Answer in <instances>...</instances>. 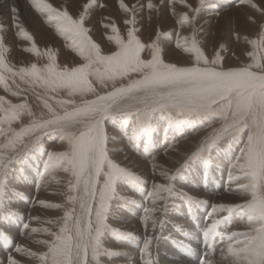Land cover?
Masks as SVG:
<instances>
[{"label": "snow or ice", "instance_id": "obj_1", "mask_svg": "<svg viewBox=\"0 0 264 264\" xmlns=\"http://www.w3.org/2000/svg\"><path fill=\"white\" fill-rule=\"evenodd\" d=\"M171 2L175 4L177 0ZM28 3L41 16L47 17L49 25L54 24L57 34L71 41L72 51L84 63L71 70H61L53 63L54 56L45 53L50 62L46 68L40 69L32 64L30 68L21 67L14 71L5 63V50L0 40V88L17 99L22 98L18 91L9 87L5 76L7 73L8 77L13 78V84L16 83L14 78L19 77L20 82L28 84L30 88L44 90L43 97L36 96L42 112H33L27 97H23L24 103L13 104L0 96V222L18 215L6 209L7 177L12 172V165L18 163L29 148L37 147L47 133L59 132L68 150L50 153L46 170L62 169L74 178L67 190L69 195L66 202L70 207L65 209L61 221L54 225L58 230H42L52 237L51 242L33 241L44 245L47 251L37 255L19 246L16 251L22 256L38 259L41 264H100L101 257L111 259L122 255L107 251L102 244L106 233L120 237L129 235L110 228L107 223L116 197V186L121 182L143 184L144 181L109 158L104 122L116 115H133L136 118L133 136H146L150 131V122L158 113H167L169 118L173 113H196L217 116L223 123L201 143L188 158L190 161L210 152L221 140L235 138L244 131L249 133L240 160L234 166L239 173L234 178L242 182L238 191L246 197L247 202L235 206L214 205L211 214L243 212L251 231L233 233L229 237L230 240L236 239V244H230L227 248L228 256L233 258L231 264H264V63H261L264 57L258 58L253 52L250 55L251 63L240 69L225 70L219 52L214 59L208 60L193 40L191 54L195 57V66L177 67L164 63L156 42L148 46L151 59L145 61L141 59L145 46L135 38L133 31H128L127 43L116 37L118 50L114 54L102 55L100 48L88 38V29L82 27L90 5H84L85 14L73 19L67 11H57L45 0H28ZM199 3L203 6L205 0H199ZM243 4L260 11L251 0H243ZM147 7L152 9L153 5L149 3ZM120 8L126 13L129 11L123 3ZM10 11L20 37L31 41L32 37L19 23H15L19 16L18 9L11 7ZM198 12L199 8L194 10V15ZM127 23L131 24V21ZM180 23L181 26L188 24L189 17L182 16ZM261 27L264 29V25ZM3 31L0 28V32ZM111 31L116 33L117 29L112 27ZM250 43L253 49L264 52V31L260 34L259 42L253 39ZM177 47L182 45L178 42ZM183 50L189 52L186 46ZM25 51L35 55L37 50L33 44L31 49ZM134 74L140 78L130 79ZM125 80L128 81L126 85L123 83ZM117 82H120L119 85ZM94 84L104 89L106 94H99ZM108 86H111L110 91L107 90ZM60 92H65L68 98L78 97L80 102L67 98L53 100L49 95H59ZM24 119H27V125L23 123ZM14 126H18L19 130ZM184 167L186 164L181 166ZM167 179L172 180L173 176ZM171 193V187L153 185V205ZM40 206L59 207L44 202ZM155 211L153 209L149 213L144 221L145 226ZM220 223L221 220L212 222L203 233L205 244ZM151 225L155 231L158 225L163 226V222L151 219ZM30 231L35 233L38 230L32 228ZM0 239L8 241L10 238L0 233ZM152 243V238L145 241L144 256H148ZM8 264L20 262L10 256ZM144 264L153 262L149 259Z\"/></svg>", "mask_w": 264, "mask_h": 264}, {"label": "rangeland", "instance_id": "obj_2", "mask_svg": "<svg viewBox=\"0 0 264 264\" xmlns=\"http://www.w3.org/2000/svg\"><path fill=\"white\" fill-rule=\"evenodd\" d=\"M74 1L62 0L63 10H59L45 0L57 11H67L70 16L74 14L69 8L74 5ZM103 1L97 0L94 3L89 1L90 7L82 27L88 29L86 33L88 38H91L92 35L101 38L104 47L111 48L110 50H114V52L118 50L115 44L116 37L118 36L124 43H127V33L128 31H133L135 38L140 40L145 46L144 51L141 52V59L145 61L151 59V49L148 46L156 42L161 49L160 56L164 63L173 64L177 67L195 66L193 63L195 57L191 54L193 40L197 42V47L208 60L214 59L217 52H219L222 67L225 70L240 69L251 63L250 55L253 52H256L258 58L264 57V52H258L253 49L250 43L253 39L259 42L260 34L264 31L261 27L264 25V0H251V3L255 4L260 11L244 5L243 0H205L203 6L200 5L199 0H177L175 4L171 0H115L112 3H108L106 7ZM121 3L128 8L129 11L127 13L120 8ZM149 3L153 5L152 9L147 7ZM184 5L188 7H184ZM197 8H199V12L194 15V10ZM81 11L82 14H85L84 7L81 8ZM34 12L42 19L41 28L35 30V33L29 32V29L25 30L34 38V41L22 39L20 36L14 35V31H12L11 35L15 46L7 47L4 51L5 63L14 71H18L21 66L15 65L14 60H12L13 56H18L20 61H23L24 58L30 59L33 53L25 51V49H31L33 44L39 54L41 45L38 44V41L45 38L41 34L44 31H47L54 40L58 41L56 49L61 55L75 53L72 51L71 41L65 40L61 35L57 34L54 24L49 25L45 21V16H41L35 9ZM89 15L94 16L93 21L89 22ZM184 15L189 17V23L181 26L180 19ZM128 21H131V24L127 23ZM104 24L107 25L109 33L103 32ZM112 26L117 29L116 33L111 31ZM13 27L14 24H11V28ZM158 33L160 35L159 40H157ZM106 35L112 37V39H108ZM178 42L182 47H177ZM20 43H23L24 46H20ZM53 43L49 41V45ZM184 46L189 48V52L183 50ZM114 52L105 54L101 52V54L112 55ZM41 53L47 57L45 55L46 51ZM43 56L42 60L37 59V63L41 65L40 69L46 68L50 63L48 60L49 63L46 65L43 61L45 58ZM58 58L54 59V64L58 62ZM77 58L80 62H83L79 56ZM83 63L80 66H83ZM261 63H264V60H261ZM5 76L7 77V82L11 84L12 90L18 91L22 98L17 99L11 96L3 88H0V96L13 104L24 103L23 97H27V103L33 112L43 111L42 107L38 108L39 100L36 99L37 95L44 96L42 88H30L28 84L20 82L19 77H17L16 83L13 84V80L8 77L7 73H5ZM139 78L135 74L130 77V79ZM117 83L119 85L120 82ZM123 83L126 85L128 81L125 80ZM21 89L22 91H20ZM107 90L110 91L111 86H108ZM98 93L106 94L104 89H101ZM49 95L53 97V100L67 98L75 99L77 103L80 102L78 97L68 98L65 92H60L59 95L49 93ZM48 102L52 103V101ZM165 119L167 120L166 123L163 122ZM157 120L159 121L157 122ZM124 121L126 123L122 125ZM156 122L159 123L158 132L154 128ZM23 123L27 125V119H24ZM222 123L217 116H202L196 113H173L171 118H169L167 113L156 114L150 122V131L146 136L153 140L157 148L161 143L160 132L165 133L164 130L176 136L177 141L174 145L185 143L199 136L195 147L184 156V159L176 167L169 169L168 172L165 169L164 172L166 173L162 177L158 171H153L155 169L153 161L157 156H164L174 142L164 145L157 152L146 154L131 146L130 136L136 126L135 116L121 114L104 122L107 137L109 132L114 134L119 141L120 155L123 154L121 153L123 150L130 152L134 159L143 164L140 166V170L143 166L145 168L144 171H142L143 168L141 171L139 170L138 175L134 174L131 169L124 167L140 177L144 183L121 182L117 184L116 197L112 202L107 223L110 228L129 235L120 237L114 233H106L102 241L103 247L107 251L118 252L122 255L111 259L107 256L101 257L100 264L129 263L131 259L127 257L129 248L134 250L135 256L133 259H136L137 264H144L149 259L153 264H180L182 263L180 262L182 259L181 255L183 253L186 254V250H189V252L191 250L192 253H195L193 254L194 258L193 256L186 257L189 261L191 260L190 263L192 264H202L201 260L206 264H231L233 258L228 256L227 248L230 244H236V239L230 240L229 237L233 233L249 232L251 228L248 226L247 217L243 212L237 210L231 214H211V207L220 205L218 199L221 197L234 198L239 194L238 190L241 188L242 182L234 178L239 174L234 166L240 160L247 144L249 133L244 131L235 138L221 140L210 152H205L203 156L195 160H188L197 151L201 143L222 126ZM14 127L19 130L18 126ZM155 134H157V137ZM142 136L144 137L145 135H141V138ZM62 140L63 137L59 132H49L42 136L37 147L29 148L19 159V162L12 165V172L7 177L6 209L8 210L9 208L12 211L14 209L16 211L22 209L24 214H18L20 219H17L16 215L0 222L4 234L7 233L6 235L10 236V243L6 247L3 244L4 240L0 239V264H8V258L10 256L14 257L18 253L16 251L19 244L18 239L23 232L29 229L28 226L38 230L35 233L29 231L32 239L51 242L52 237L45 235L42 230L47 229L48 231L56 232L58 227L54 225L61 221L65 209L70 207L66 202L69 195L67 190L69 182L74 178L62 169L48 168L49 173L48 169L46 170L43 167L45 162L47 164L50 153H60L68 150L67 144L63 143ZM107 147L109 158L116 163L111 156L116 151L111 150L109 144ZM34 162L37 166H34ZM185 164L186 167L181 168ZM30 166L33 167L30 169ZM119 166L123 167L122 165ZM178 169H180L179 172L177 171ZM143 174L147 176L141 177ZM156 176L160 177L164 184L167 182L168 176H173V179H167L168 182L165 184L166 187H171L172 193L153 205L152 201H148V195L151 186L150 182ZM51 189L54 191L52 192ZM43 190L49 192L45 196L59 192L57 193L59 195L58 204L53 205L59 207H51L44 210L47 214L46 218L40 216V220L37 223L35 220L30 219L28 212L33 207H36L37 197L42 195ZM47 201L50 205L53 202L48 199ZM199 201H203V203H199ZM246 202V197L242 196L241 199L231 202L223 200L221 204L235 206ZM146 209H148L147 214L152 212L153 209L157 210L151 216L152 218L148 219V225H151V219L157 218V221L160 220L164 223L162 227L159 225L156 227V232L153 231V236L150 231L152 227L149 229L143 227L145 219L149 216L147 214L146 216L144 215ZM216 220H221L222 223L217 226V230L215 229L214 234L209 237V240L211 239L212 241H209L210 244L205 251L206 256L202 258L197 251L194 252V249H198L206 228ZM47 221H52L53 223L50 224ZM132 224H138L141 228V235L137 237L135 244L132 242L134 237L130 230L126 228ZM14 237L18 238L14 239ZM148 238H152L154 244L152 243L150 246L149 252L152 251L148 256H144L143 248ZM42 251L43 253L47 251L45 246ZM18 261L21 263L22 260Z\"/></svg>", "mask_w": 264, "mask_h": 264}, {"label": "bare ground", "instance_id": "obj_3", "mask_svg": "<svg viewBox=\"0 0 264 264\" xmlns=\"http://www.w3.org/2000/svg\"><path fill=\"white\" fill-rule=\"evenodd\" d=\"M47 1L51 5H53L54 7H57L59 10H63L62 0H47ZM66 1H68V0H66ZM89 1H93L92 3H94L97 0H75L74 1V5L69 7L70 10L74 13V14H72L71 17L74 18V19H78L80 17V15L82 14L81 8L84 7V5H86V4L89 5ZM114 1L115 0H104L103 4L106 7L108 5V3H112ZM127 1H131V0H127ZM11 7H16L18 9L19 16H18V19H17V21L15 23H19L23 27L24 30L29 29V32L35 33V30H38L39 28H41V22H42V19L34 12V9L28 3V0H0V18H1L0 28L4 29L3 32H0V40H2V42H3L4 50L7 47L15 46V44L13 42V36L11 35L12 31H14V35L20 36L19 30L15 26L13 28H11V24H14V21L12 19V13L10 11ZM93 19H94V16L89 15V22L93 21ZM46 20H47V17H46L45 21ZM104 23L108 24L107 22H104ZM106 24H104V26H103L104 27L103 28V32L104 33H109L108 27H105ZM29 32H27V33H29ZM41 34L45 38H42L41 41H38V44L41 45V47L39 48L41 50L39 52V54L36 51V54L35 55L33 54V56L30 57V59L24 58L23 61H20V58L18 56H13L12 60H14V63H15L16 66H21L23 68H30L32 64H36V66L38 68H40L41 65L39 63H37V59L39 58L40 60H42V56L43 55H42L41 52H45V51H46V53H50L51 55H53L55 58L59 57L57 59L58 62L55 64V66L58 67L59 69H64V68L72 69L73 67L80 66L81 63H83V62H80L78 60V58H77L78 56L75 53L61 55V53L59 51H57V49H56V45H57L56 43L58 41L54 40V38H52L47 31H44ZM106 37H108V35H106ZM89 39H91L100 48L102 53L105 54V53L114 52V50H110L111 48L104 47L103 42L101 41V38L95 37V36L92 35V37L89 38ZM32 40L34 41V38H32ZM49 41L54 42V43L52 45H49ZM20 46H24V44L20 43ZM44 57L45 56H43V58ZM8 59H11V58H8ZM43 61L46 63V65L49 63L47 57H45ZM14 79L16 81L17 77L14 78ZM11 80H13V78H11ZM8 85L11 88V84L8 83ZM93 86L96 88V90L98 92L101 91V89L98 86H96L95 84ZM161 117H163V116H161ZM161 117H159V119H161ZM158 121L159 120H157V122ZM166 121L167 120L165 119V121H163V122L166 123ZM157 122L155 123V127L154 128L158 132L159 123H157ZM124 123H126V121L122 122V125H125ZM164 131H165V133L164 132H160V135H161V141L160 142L161 143L158 145V148L154 145L153 140L151 138H149L148 136H144V137L142 136V138H141V135H140V137H139V135L133 136V132L131 133V136H130L131 146H133L134 148L138 149V151H142V152H144L146 154L154 152V151L157 152V150H160L164 145H166L168 143L172 144V142H174L172 147H171L172 149L170 148V150H168L167 153L164 156H157L154 159V161H153V164L155 166V169L153 171H155V172L158 171L162 175V177H164V175L166 173V172H164L165 169L168 172L169 169H173L174 167H176L179 164V162H181L184 159V156L188 152H190L192 150V148L195 147L196 143H198V140H199L198 139L199 136H197V137L193 138L192 140H189V141H187L185 143L174 145L175 142L177 141L176 140V136L175 135H171V132H169V131L166 132L167 130H164ZM155 136L157 137V134H155ZM108 144H109V146H110L109 148H111V150L116 151L115 154H111V156L114 159V161L116 163H118L119 165H122L123 167L131 169L134 172V174H138L139 175L140 166H142L143 164L140 161H138L137 159H134L132 157V155L130 154V152H128V151L126 152V150H123L121 152L123 154L120 155L121 149L118 146L119 145V141H118V139L116 138V136L114 134H111L109 132H108ZM47 161H48V159H47ZM45 165H46V162L43 165L44 168H45ZM34 166H37V164L35 162H34ZM32 167L33 166H30V169ZM142 168H143V170H142ZM142 168H141V170L144 171L145 166H143ZM48 172H49V169H48ZM233 175L235 176V174H233ZM146 176H147L146 174L145 175L144 174L141 175V177H146ZM166 181L168 182L167 179H166ZM167 182H165V184H167ZM150 184H151V186H150V189H149L150 191H149V195H148L149 196L148 201L151 202L152 201L151 193L153 192V185L160 184V185H164L165 186V184L163 183L162 179L160 177H157V176L153 177V179L151 180ZM51 191L53 192L54 190L51 189ZM48 193L49 192L44 191L41 196L37 197V200H36L37 203L35 204L36 207L35 208L33 207V209H31L28 212V215H29L31 220H35V222H37V221L40 220V218H39L40 216H42V218H46L47 214H46V211H44V210H46L47 208L41 207L40 206L41 202H44L45 204L46 203L49 204L48 201H47V199H48V200H50V202L53 201V202H51V205L58 204L59 195L57 193H59V192H55L54 194L50 193L49 196H45ZM237 197H234V198L221 197V198L218 199V203L221 204V202L223 200L224 201L227 200L229 202H231L233 200H239V199L242 198V195L239 193L237 195ZM55 202H57V203H55ZM117 207H118V205H117ZM121 208H123V207H121ZM8 211L11 212V213H18V214H21V215L24 214L22 209H19L18 211H16L14 209L12 211V210H10L8 208ZM145 212L146 213H144V215L146 216V214L148 212V209H146ZM147 215H149V214H147ZM18 216L19 215L16 216L17 219H20ZM111 216H112V214H111ZM20 217L22 218V216H20ZM156 220H158V218ZM143 227H147V229H149V228L152 227V225H148V223H147V226H145V223H144ZM28 228L29 229H27V231L23 232L21 234V236L19 237L18 246L27 249L29 252L36 253L37 255H40V254L43 253L42 250L44 249V246L43 245L39 246L37 243L33 242V241H37V240L32 239V237H31L32 235H30L29 231H30V229L32 227L28 226ZM126 228H128L127 230H130L132 236L134 237L132 242H133V244H135L137 237L141 235L140 226L138 224H132V225L127 226ZM150 231H151V234L153 236V234H154L153 230H150ZM0 233L4 234V230L2 229L1 224H0ZM6 234H4V235H6ZM160 235H162V234H160ZM6 236L10 238V236H8V235H6ZM17 238L14 237V239H17ZM160 238H158V239H160ZM9 240L8 241H4V243H3L4 247H6L10 243ZM46 241H48V240H46ZM138 241H139V239H138ZM209 241H212V240L208 239L207 244H205L203 236H202L201 237V244L198 247V249H196V250L194 249V252L197 251L198 254H200L202 258H205V256H206L205 255V251H206V249L208 248V246L210 244ZM225 243H228V242H225ZM153 244H154V242H153ZM185 252H186V254L183 253L181 255L182 259L180 260V262H182V263H180V264H192V263H190L191 260L189 261V259H187L186 257H190V256L192 257L193 254H195V253H192L191 250H190V252H189V250H186ZM127 253H128L127 257L131 258L130 262L127 263V264H137L136 259H133V257L135 256L134 250L129 248L127 250ZM194 257L195 256H193V258ZM13 258H15L17 260H22L20 264H40L41 263L38 259L29 258L27 256H22L20 253H16ZM200 262H203L202 264H206V263H204L203 260H201ZM106 264H108V263H106ZM114 264H121V263H114ZM194 264H197V263H194Z\"/></svg>", "mask_w": 264, "mask_h": 264}]
</instances>
